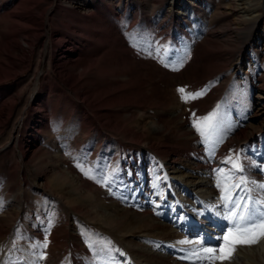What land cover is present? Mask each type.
Instances as JSON below:
<instances>
[{"label": "rangeland", "instance_id": "rangeland-1", "mask_svg": "<svg viewBox=\"0 0 264 264\" xmlns=\"http://www.w3.org/2000/svg\"><path fill=\"white\" fill-rule=\"evenodd\" d=\"M30 1L11 0L7 16L0 20L12 26L5 35L9 47L18 48L10 54L11 59L0 57L2 69L18 73L0 83V264H196L173 258L169 249L159 244L160 239L171 243L175 241L170 239L181 236L175 222L170 220L174 225L170 227V223L154 216L167 218L170 211L164 207L163 189L155 191L144 184L150 178L148 136L140 129L128 132L105 125L98 138L93 125L110 119L96 111L104 97L94 96L86 88L79 89L76 96L62 79L79 85L82 77L72 80L77 65L96 53V45L87 46L95 32L91 19L105 16L117 27V38L127 44L129 56L145 47L144 42L150 47L147 56L143 55L148 58L143 64L135 63V67L140 71L146 68L149 74L141 81L151 93L136 98L155 104L129 108L135 116L143 112L147 124L165 122L177 130L192 128L193 121L200 120L196 119L197 112L203 118L217 111L216 130L210 133V140L193 131L199 152L207 147L218 151L220 144L227 147L222 154L225 161L211 153L207 159L213 166L229 169L226 159H233L232 149L236 151L242 145L243 141L237 143L241 139L248 144L243 147L245 156L261 158L264 0H61L64 7L75 10H60L50 20L46 19L47 0H39L32 7ZM65 12L66 17H62ZM52 28L66 34L61 44L54 42L57 47L52 44L56 55L66 46L75 54L54 67L47 65L46 58ZM44 41L46 47L41 48ZM39 50L43 56L37 63ZM24 54L28 60L23 59ZM180 63L183 66L174 70ZM50 83L63 90L66 98L56 90L49 92ZM39 87L44 90L38 91ZM178 87H186L189 92L206 91L195 103L182 100L188 105L184 104V111L174 118L173 108L163 106V100L176 98L177 102L181 98ZM67 98L86 109L94 120L93 130L89 126L83 129ZM38 104L42 106L35 110ZM40 121L45 126H40ZM159 133L163 139H170L163 130ZM192 160L182 158L177 163L193 173ZM77 164L91 169L96 179L84 175ZM257 165L250 173L264 177L263 164ZM209 170L213 181L218 173ZM106 176L110 177L107 184L96 182ZM256 179L262 180L260 176ZM134 191L139 202L131 200ZM142 199H151L152 203L159 199L156 210L165 209L151 213L152 206H138L139 210L134 203L147 206V200ZM45 239L47 248L41 247ZM41 253L45 255L42 260Z\"/></svg>", "mask_w": 264, "mask_h": 264}, {"label": "bare ground", "instance_id": "bare-ground-1", "mask_svg": "<svg viewBox=\"0 0 264 264\" xmlns=\"http://www.w3.org/2000/svg\"><path fill=\"white\" fill-rule=\"evenodd\" d=\"M38 1L39 0H31L30 4L28 5L30 6L31 4L37 3ZM40 1L45 2L46 0ZM10 3L11 0H0V20L3 18L5 19V17L7 16L6 9L10 8ZM47 4V20H50L51 17L55 13H58V11L60 10H75V8L73 7H64L61 4V0H47ZM66 14L67 12H65L64 14L61 13L60 15L62 17H66ZM91 28L93 31L95 30L94 34L92 35L94 38L88 40L89 43L87 42V46H90L91 48L93 47V45H96V53L91 56V59H86L83 63L78 64V72L72 76L73 78L71 77L72 80L82 77L81 82H79V85L77 86L73 83L74 80L71 81L68 79L67 81L66 79H61L69 88L71 93L76 96L79 94V89L85 88L90 90V92L94 96H103L104 99L101 104L102 106L97 108L96 111L98 110L102 112L103 114H105V116H107V118L110 119L102 125L101 123L99 125H93L94 120L91 118L90 115L87 114L86 109L80 105H77L70 98H67L66 101L68 102L69 108L72 110L73 114H77L79 116L83 129H86L88 126L91 129L92 125L94 126V130L97 132L98 138H100V136L102 135V129L105 125L109 126L110 129L116 130H121L125 128L128 132H131L134 128L140 129V133L142 135L148 136L146 142L149 144L147 149L148 153H146V158H148L147 170L149 172L148 174H150V180H148L147 183L145 182L144 184L148 185L155 191L163 189V198H165L167 202V204H164V207L170 210V215L167 218L169 220H172V222H175V227L183 229L188 227L190 229L194 228V230L197 229L198 231L203 233L206 239H209L208 241H206V243H202L201 245L194 243L192 247L187 249L196 250L198 253L204 256V253L202 251L203 248H218V235L214 236V233H219L221 230L229 227V222L223 219V216H226L228 214V210L222 206L220 199L221 194L222 192H224L226 185L238 183L241 179L237 178L235 175L230 179L225 180L224 174L228 173L230 168H223L225 170V173H218L217 177L213 179V181H211L212 175L209 169H214L215 167H213L211 165L212 163L210 164V162L206 158L201 156V154H204V156H208L209 153H211L214 158H218L223 161V150L224 148L227 149V147H223V145L220 144V149H218V151L214 148L207 147L206 151L200 153L199 151L201 148L199 149L196 147L197 138L193 133V131L195 130L194 127H180L177 130H173L174 128L172 129L168 127L167 123L165 122H161L159 124V122L157 123L156 121H153V125L147 124V122L144 121L145 117H143V115L145 114L143 112L137 113L138 115L135 116L129 108L136 106L143 109L144 105H147L146 103H148V101H141L140 99L136 98L138 94H142V96L145 98L146 92H148L146 88V83H144V81H141V78H144V76L148 72L145 70V67L142 71L138 70V68L135 67V63H137V65H140L141 61L143 64V62L148 58L146 57V49L149 47V45L144 42L145 47L137 48V50L135 49V52H132L134 55L132 57L137 58L134 61L132 60L133 58L128 55L131 53V51L126 46L127 44L125 45L121 42L119 38H117V36H119L116 34L117 27L110 22L109 18H105L104 16L101 18L91 19ZM11 29L12 26L9 23H6V25L0 23V57L4 56L7 59H11L10 54H12L18 49L16 47H9L10 42L5 40V35L9 33ZM65 35V32H62L57 28H52L50 35L51 43L49 44V50L46 55L47 65L54 67L56 64L65 60L66 58H70L75 55L74 50L70 49L69 46H66L67 49L64 50L60 55H56L57 50L53 51L51 49L53 48L52 44L54 42H59V44H61L62 36ZM81 38L79 37V40ZM85 40L87 41V38ZM46 43V41L42 42L40 47L44 48ZM54 44L56 46V43ZM120 46H124V48ZM119 48L122 51L118 50ZM37 56V63H39L40 57L43 56L41 50L38 51ZM141 56L143 57V59L139 58ZM23 59L28 60V55L24 54ZM26 66L27 65H24L23 67ZM23 69L21 71H23ZM16 74L18 75L17 72L15 73V71L11 72V70H4L0 66V83H4V80L9 79L10 77H12L13 75L15 76ZM51 84L52 83H50L47 87V90H49V92L56 90L61 94L64 93L66 98L67 94L63 90H57V88L55 89ZM39 90L42 91L44 89L42 87H39L38 91ZM149 101L151 102V104H155L151 100ZM170 101L172 102L170 103ZM177 102L176 98H164L163 100V106H171L173 108L172 111L175 115L174 118L179 117V113H182L184 111V104L185 106L188 105V103H183L181 98H179ZM188 102L195 103L194 100H189ZM151 104L148 103L149 107H151ZM41 106L42 104H38L34 108L35 110H37V108H40ZM200 114L201 112H197L196 119H201L202 114ZM40 126H45L42 125V121H40ZM162 130L165 133H168V135H170L169 140H167V138L163 139V135L159 133ZM241 141H243L244 143L242 142V145L238 146L236 151H234V148L232 149V154L234 155L233 158L235 160L236 154L239 153L240 162L243 164V170L248 172L244 175L243 179L249 182L246 187L248 189H251L250 195L252 201L255 202L259 200H264V189L259 188V185L261 183L257 182L256 179L257 177H259V175L262 174L255 175L250 173L251 169L254 166L258 165L255 161H252L251 159L247 158L242 153V148L247 145V142L245 140L238 139L237 143ZM133 142L134 144L138 143L137 141ZM154 144L156 146H153ZM182 158L193 159L192 162L193 166L195 167V171L193 173L186 172V170L183 168L184 166L180 168V165H178L177 162ZM261 168L262 170L264 169V164L261 166ZM218 181L220 187H217ZM140 183L143 184L142 182ZM239 195L245 198L248 197L249 193L244 190V186H242ZM131 200L137 201L134 195L131 196ZM256 207L261 206L256 205ZM49 233L51 234L52 232ZM53 234L54 233H52L51 235ZM40 241H42V238H40ZM131 247L133 249V246ZM217 255H219V253H217ZM139 262L141 261L139 260ZM214 263L264 264V237H262L256 245L249 246L248 248L246 246H244V248L237 247L235 253L233 254V257L230 260L223 262L217 260L214 261ZM140 264L146 263L141 262Z\"/></svg>", "mask_w": 264, "mask_h": 264}, {"label": "snow or ice", "instance_id": "snow-or-ice-1", "mask_svg": "<svg viewBox=\"0 0 264 264\" xmlns=\"http://www.w3.org/2000/svg\"><path fill=\"white\" fill-rule=\"evenodd\" d=\"M167 67V65H165ZM183 63H180L178 67L174 70H178L179 67H182ZM205 90L197 92H189L186 87H178L177 92L181 94V99L185 102L189 100H195L205 94ZM217 105V109H219ZM195 115V114H193ZM216 119L217 111L210 113L209 115L201 118L200 120L193 121V127L200 134L202 139L210 140L212 132L216 130ZM222 142V141H220ZM231 162V168L228 173H225L224 169H217L218 173H225L224 179L228 180L231 177L235 176L238 172L243 171V164L240 162L239 153L236 154L235 160L231 157L226 159V162ZM77 167L80 168L81 172L84 175L89 176V178L96 179L91 175V169L85 170L84 167L80 164H77ZM110 180V177H103L102 179H97V183L107 184ZM249 182L244 180L243 177L238 183L231 185H226L224 192L221 194V203L224 208L228 210V214L223 216V219L229 222V227L227 231L223 234L222 237H218L221 241L218 248L206 247L203 248L204 256L201 257L200 253H194L198 260L203 264V260L208 261H227L233 257V254L236 251L237 246H252L256 245L259 240L264 237V200L252 201L251 198V189H248L246 185ZM255 183V182H251ZM244 186V190L249 193L248 197L245 198L239 195L240 190ZM217 187H220L219 181ZM259 188L264 189V184H260ZM260 205L261 207H256ZM216 207V206H213ZM179 243H192L191 241H180ZM198 245L203 243L202 240H197L195 242ZM47 239H45L44 244L41 246L47 248ZM219 253V255H217ZM45 255L41 253L39 259H44ZM96 264H111L110 261H97Z\"/></svg>", "mask_w": 264, "mask_h": 264}]
</instances>
